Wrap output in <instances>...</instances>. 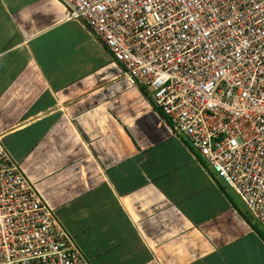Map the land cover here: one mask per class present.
Instances as JSON below:
<instances>
[{
	"label": "crops",
	"instance_id": "obj_1",
	"mask_svg": "<svg viewBox=\"0 0 264 264\" xmlns=\"http://www.w3.org/2000/svg\"><path fill=\"white\" fill-rule=\"evenodd\" d=\"M0 134L92 264H264V225L58 0H0Z\"/></svg>",
	"mask_w": 264,
	"mask_h": 264
},
{
	"label": "built area",
	"instance_id": "obj_2",
	"mask_svg": "<svg viewBox=\"0 0 264 264\" xmlns=\"http://www.w3.org/2000/svg\"><path fill=\"white\" fill-rule=\"evenodd\" d=\"M264 225V0H58ZM0 264H92L0 134Z\"/></svg>",
	"mask_w": 264,
	"mask_h": 264
}]
</instances>
